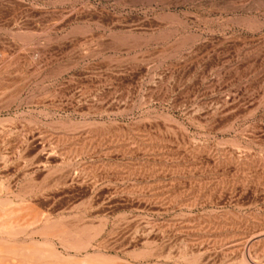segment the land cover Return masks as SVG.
Instances as JSON below:
<instances>
[{
    "label": "rangeland",
    "instance_id": "obj_1",
    "mask_svg": "<svg viewBox=\"0 0 264 264\" xmlns=\"http://www.w3.org/2000/svg\"><path fill=\"white\" fill-rule=\"evenodd\" d=\"M0 264H264V0H0Z\"/></svg>",
    "mask_w": 264,
    "mask_h": 264
}]
</instances>
